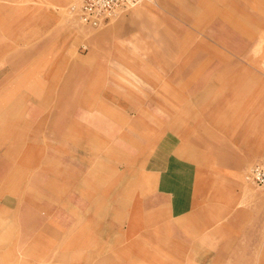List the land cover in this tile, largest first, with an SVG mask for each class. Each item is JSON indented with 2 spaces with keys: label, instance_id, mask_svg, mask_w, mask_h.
Returning <instances> with one entry per match:
<instances>
[{
  "label": "rangeland",
  "instance_id": "1",
  "mask_svg": "<svg viewBox=\"0 0 264 264\" xmlns=\"http://www.w3.org/2000/svg\"><path fill=\"white\" fill-rule=\"evenodd\" d=\"M80 3L0 0V264H145L129 183L159 181L199 216L177 264H264L245 180L264 165V0H143L97 28Z\"/></svg>",
  "mask_w": 264,
  "mask_h": 264
},
{
  "label": "crops",
  "instance_id": "2",
  "mask_svg": "<svg viewBox=\"0 0 264 264\" xmlns=\"http://www.w3.org/2000/svg\"><path fill=\"white\" fill-rule=\"evenodd\" d=\"M263 37L262 33L259 39L262 40ZM260 82V85L264 86L263 78H261ZM129 184L132 189L129 194L131 200V208L129 209V254H136L138 257L142 255L140 260L145 264H166V261L169 264L181 262L185 259L182 256L184 244L182 242L183 225L181 223L197 221L198 219L195 218H199L196 215L181 213V208L183 207V204L180 206L181 202H183V197L186 200L188 193L178 192L177 190H183L181 185L166 181H159L155 187L149 188L146 187L147 184H144V182H131ZM164 191L171 193L169 194L170 197ZM151 194L155 196L154 199L147 198ZM165 199L170 203L171 209L169 207L165 209ZM187 200L191 203L192 199L189 198ZM145 203L158 206L157 213L147 214L145 210H141V206ZM140 223H142L141 227ZM140 233L142 234L141 238L139 237ZM205 246H208L207 240L205 241ZM166 255L171 256V260L175 262L170 261ZM207 260L208 258H206V262Z\"/></svg>",
  "mask_w": 264,
  "mask_h": 264
},
{
  "label": "built area",
  "instance_id": "3",
  "mask_svg": "<svg viewBox=\"0 0 264 264\" xmlns=\"http://www.w3.org/2000/svg\"><path fill=\"white\" fill-rule=\"evenodd\" d=\"M143 0H81L79 21L86 26L97 28L114 18L118 12L134 7ZM245 180L255 187H264V165H253Z\"/></svg>",
  "mask_w": 264,
  "mask_h": 264
}]
</instances>
